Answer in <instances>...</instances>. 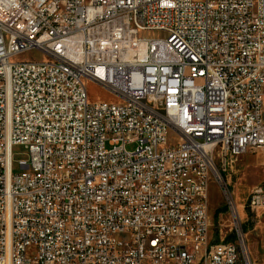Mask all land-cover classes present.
<instances>
[{
  "label": "built area",
  "instance_id": "1",
  "mask_svg": "<svg viewBox=\"0 0 264 264\" xmlns=\"http://www.w3.org/2000/svg\"><path fill=\"white\" fill-rule=\"evenodd\" d=\"M258 150L264 0H0V264H264V180L242 206L259 261L225 175ZM212 182L234 242L211 237Z\"/></svg>",
  "mask_w": 264,
  "mask_h": 264
},
{
  "label": "rangeland",
  "instance_id": "2",
  "mask_svg": "<svg viewBox=\"0 0 264 264\" xmlns=\"http://www.w3.org/2000/svg\"><path fill=\"white\" fill-rule=\"evenodd\" d=\"M155 37H160L163 34L160 32L154 33ZM36 57L38 59H46L47 57L39 51H30L25 54L17 55L13 61H20ZM87 88L88 100L90 103L107 101L118 102V98L106 88L100 86L91 80H85ZM136 145H129L128 149L133 150ZM14 172H21L20 161L27 160L26 150L23 146H15L13 149ZM264 161V153L260 150L256 152H248L241 155L232 168L228 169L225 174L231 184L234 192V199L237 207L240 209V216L242 218V225L247 222L248 213L242 208L246 202L250 190L264 180V169L262 162ZM209 212L211 216L212 228L211 237L217 241H236L238 239V232L234 225V221L229 213L226 200L223 192L215 183H211L210 188ZM264 218H259L263 220ZM252 223L253 225H251ZM248 223L246 231L241 229L245 237V241L250 251V255L255 260H262L261 245L262 233L260 227L255 223ZM232 236L231 238H229Z\"/></svg>",
  "mask_w": 264,
  "mask_h": 264
},
{
  "label": "bare ground",
  "instance_id": "3",
  "mask_svg": "<svg viewBox=\"0 0 264 264\" xmlns=\"http://www.w3.org/2000/svg\"><path fill=\"white\" fill-rule=\"evenodd\" d=\"M124 237H132V230L127 227H119L113 231V244H122Z\"/></svg>",
  "mask_w": 264,
  "mask_h": 264
},
{
  "label": "trees",
  "instance_id": "4",
  "mask_svg": "<svg viewBox=\"0 0 264 264\" xmlns=\"http://www.w3.org/2000/svg\"><path fill=\"white\" fill-rule=\"evenodd\" d=\"M248 223H250V221H247L246 223L243 224V231H246L248 228ZM251 225H253L252 223H250ZM232 236H230L229 238H231Z\"/></svg>",
  "mask_w": 264,
  "mask_h": 264
}]
</instances>
